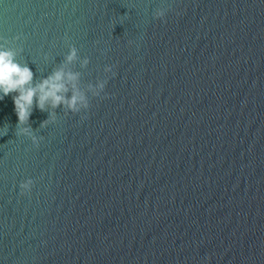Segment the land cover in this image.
<instances>
[{
	"label": "water",
	"instance_id": "95a60500",
	"mask_svg": "<svg viewBox=\"0 0 264 264\" xmlns=\"http://www.w3.org/2000/svg\"><path fill=\"white\" fill-rule=\"evenodd\" d=\"M0 38L108 81L38 145L0 101V264H264V0H0Z\"/></svg>",
	"mask_w": 264,
	"mask_h": 264
},
{
	"label": "clouds",
	"instance_id": "9594fccd",
	"mask_svg": "<svg viewBox=\"0 0 264 264\" xmlns=\"http://www.w3.org/2000/svg\"><path fill=\"white\" fill-rule=\"evenodd\" d=\"M154 15L156 19H163L165 11L157 10ZM44 59L47 60L48 56ZM78 60V49L69 46L63 65L37 81L28 64L17 59V51L13 50L10 42L0 38V101L11 95L18 118L17 135L29 137L33 144L38 145L39 140L29 126L34 108L48 112L49 118L40 125L45 128L55 123L57 108H62L65 115L86 112L89 108V94L99 97L104 92L107 79H98L96 83L89 84L85 91L80 87L79 73L65 70L66 65ZM88 64V58H83L81 67H87ZM104 73H113L112 67L106 66ZM6 132L4 128L0 129V135ZM32 187L31 178L24 180L19 184L21 195L30 193Z\"/></svg>",
	"mask_w": 264,
	"mask_h": 264
}]
</instances>
